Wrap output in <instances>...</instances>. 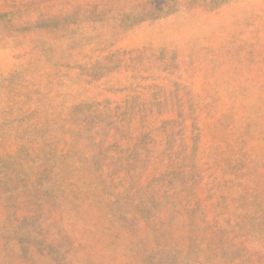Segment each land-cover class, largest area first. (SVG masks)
<instances>
[{"label": "rangeland", "instance_id": "rangeland-1", "mask_svg": "<svg viewBox=\"0 0 264 264\" xmlns=\"http://www.w3.org/2000/svg\"><path fill=\"white\" fill-rule=\"evenodd\" d=\"M0 264H264V0H0Z\"/></svg>", "mask_w": 264, "mask_h": 264}]
</instances>
